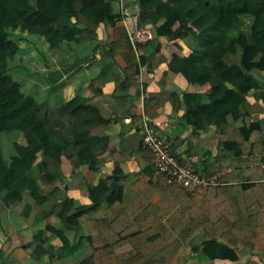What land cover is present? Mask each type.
Masks as SVG:
<instances>
[{
	"label": "trees",
	"instance_id": "1",
	"mask_svg": "<svg viewBox=\"0 0 264 264\" xmlns=\"http://www.w3.org/2000/svg\"><path fill=\"white\" fill-rule=\"evenodd\" d=\"M134 1L138 25L151 32V41L133 43L127 30L115 23L110 37L103 39L101 26L110 23L102 10L114 0H0V136L21 135V141L13 144L10 162L4 158L0 140V202L7 207L62 205L59 218L64 226L47 227L53 237L62 240V253L71 249L66 229L77 228L81 217L96 211L97 219L87 223L85 249L92 264H184L198 245L210 261L240 262L247 255L264 259V117L253 112L249 101L253 98L264 105V82L254 75L264 77V0ZM46 5L68 13L80 8L89 24L50 16ZM18 30L38 39L44 37L51 49L67 42L75 46L93 42V56L86 60L100 54L106 65H112L120 57L126 66L124 75H114L112 81L124 103L130 100L128 91L134 79L142 78V69L146 67L148 75L154 73L149 59L168 44L181 53L187 50V55L170 62L169 69L188 84L210 85L211 92L175 91L174 108L185 106L184 119L194 134L216 127L219 169L232 171L225 173L219 186L190 197L180 188L171 192L165 175L153 164L149 188L158 189L163 200L154 205L147 191L144 197L131 188L130 181L137 174H125L115 164L113 174L102 177L98 185L87 180L81 183L91 204L76 208L67 189L55 185L60 177L50 164L67 159L73 170L87 166L98 171L117 145L113 135L97 134L96 129L106 126L116 130L119 117L105 104L91 103L79 95L54 107L37 98L39 87L30 90L27 81L14 80L13 71L23 75V70L12 64L22 52L21 40L15 36ZM140 53L143 56L139 57ZM56 72L47 79L53 94L58 89ZM166 76L163 72L162 82ZM146 87H142L145 96ZM89 88L94 95L104 93L97 80ZM147 97V115H151L161 103L156 97ZM193 151L190 144L187 156L194 157ZM143 152V156L151 155ZM39 154L43 156L40 162ZM252 167L257 170L247 177L246 170ZM41 179L48 186H43ZM182 193V202L171 203ZM156 212L158 220L153 219ZM192 223L193 228L184 234ZM43 234L35 238L37 253H48L55 262L58 256L43 247ZM127 245L131 250L124 255H104L110 246L121 249ZM82 264H88V259Z\"/></svg>",
	"mask_w": 264,
	"mask_h": 264
},
{
	"label": "crops",
	"instance_id": "2",
	"mask_svg": "<svg viewBox=\"0 0 264 264\" xmlns=\"http://www.w3.org/2000/svg\"><path fill=\"white\" fill-rule=\"evenodd\" d=\"M46 12L53 17H64L81 25H88L85 18V12L77 9L75 13L61 12L52 5H46ZM102 13L108 17L110 25L101 26L103 31V39L107 40L112 33V24L123 27L129 31L133 28L134 22L138 20V5L134 0H114L111 7H106ZM32 44L35 50H40V69L31 73L39 77L37 82L32 75L27 76L31 81H27V89L33 90L34 86L40 88V95L37 91V98L50 101L52 106L63 104L76 95L88 100L91 103H103L118 117L119 127L112 130L109 127L101 126L96 129L97 134L109 133L114 136L117 150L114 151L108 161L102 165L98 171L92 172L87 166L80 170H73L70 162L64 159L61 163L50 164L51 170L55 172L60 179L55 183L62 189H67L68 195L75 200V207L87 206L91 204L90 198L83 189L81 183L87 180L89 184L98 185L104 176L113 174L115 164H119L125 174H137L132 179L131 188L137 189L139 196H143L147 191L148 196H152V204L161 203L162 196L149 188L152 180L153 159L150 154L143 156V138L142 125L144 121H149L158 127V135L169 142L171 148H175L182 158L187 156L186 151L192 144L194 151L193 156L196 158L197 166L200 173L208 175L212 172L220 170V163L216 160L219 152L218 142L214 138L216 127L211 126L207 133L194 134L192 128L186 125L184 114L185 106L180 105L174 108L172 101V93L179 91L180 93H210V85L188 84V82L180 75L169 69V64L173 59H180L187 55L188 51L181 53L172 44L166 45L159 55L149 59L154 67V73L148 75L146 67L142 69V78H135L133 85L128 91L130 100L124 103L120 96L116 93L115 83L112 81L114 75L123 76L125 63L120 57H117L115 63L106 65L97 54L93 59L86 60L93 56V49L96 44L87 42L83 45L75 46L71 43H65L61 48L51 49L49 43L44 37L38 39L32 36ZM81 57L80 61L78 57ZM143 56L141 53L139 57ZM57 71L55 76L58 81V89L50 92L48 84V76L50 73ZM106 75L103 76L102 72ZM166 72L167 76L162 82V73ZM60 73V75H59ZM259 80L264 82V77L254 74ZM35 80V82H34ZM97 80L98 84L104 87V93L101 96L94 95L89 85L92 81ZM147 84V96L156 97L161 103L160 107L147 115V96L142 92L143 85ZM59 96L61 99H58ZM51 98V100H50ZM57 100V102H56ZM252 110L264 117V105L261 102L249 98ZM130 119V123L124 122ZM179 139V140H178ZM21 141V135L17 132L9 133L6 138L8 156L14 154L13 144ZM179 143L180 147L176 144ZM211 153V154H210ZM12 154V155H13ZM11 155V156H12ZM11 156L5 159L10 162ZM43 159L42 154L38 155V162ZM256 168L252 167L246 170V176L251 177ZM43 186H48V182L41 179ZM247 185V184H246ZM152 187V186H151ZM174 191L175 188L170 187ZM185 194V193H184ZM146 195H144L145 197ZM183 193L175 197L172 202L181 201ZM164 199V198H163ZM195 205H199L198 203ZM62 205L52 203L43 207H36L31 203L16 204L7 207L0 202V264H82L88 259V264H92L91 257L88 256L85 249L86 240L89 236L87 227L88 221L97 219V213L94 210L86 213L78 221V227L66 229L67 236L70 240L71 249L62 253L63 242L58 237H53L52 233L47 230L49 226H64L59 214L62 211ZM159 214L153 216L158 220ZM186 229V234L191 228ZM43 234V247L53 255L58 256L57 260L52 261L48 253L38 254V243L36 237ZM204 241V237L201 238ZM131 250L129 245L115 249L113 246L106 248L105 256L115 255L121 256ZM184 264H264V259L256 256L247 255L240 262H231L228 260L210 261L202 253V247L196 246V249L185 257Z\"/></svg>",
	"mask_w": 264,
	"mask_h": 264
},
{
	"label": "built area",
	"instance_id": "3",
	"mask_svg": "<svg viewBox=\"0 0 264 264\" xmlns=\"http://www.w3.org/2000/svg\"><path fill=\"white\" fill-rule=\"evenodd\" d=\"M129 36L133 43H144L153 39L150 31L140 29L137 19L129 31ZM130 121V119L124 120L126 123H130ZM142 138L143 149L151 153L154 168L165 175L168 186L180 188L190 197H195L212 187L219 186L225 173L232 171V169H228L227 172L220 169L204 175L200 173L195 157L187 156L180 161L172 155L169 142L158 135V127L149 121L143 123ZM262 166L264 167V163Z\"/></svg>",
	"mask_w": 264,
	"mask_h": 264
},
{
	"label": "rangeland",
	"instance_id": "4",
	"mask_svg": "<svg viewBox=\"0 0 264 264\" xmlns=\"http://www.w3.org/2000/svg\"><path fill=\"white\" fill-rule=\"evenodd\" d=\"M257 8V7H256ZM255 8V9H256ZM61 12H64V10L58 8ZM27 32V31H26ZM15 36L17 38H20L21 40V51L17 58L15 59L14 62H12V64H14L15 66H18L23 70L21 74H23L22 76L19 75L18 70L16 68V73L13 71L14 75V80L18 81V82H24L26 80L31 81L30 78H28L27 76L30 77V75H32L31 73H33L34 71H37V69H40V65L41 63L39 62L40 60V55L39 53L41 52V49L35 50L33 46H37V44H32L31 42H33V38L32 36H30V33H22L20 30L15 32ZM37 48L39 49V47L37 46ZM25 70V71H24ZM18 74V75H17ZM31 77H33L37 82H39V77L36 76V74L32 75ZM34 80V82H35ZM37 87V86H36ZM30 91V90H29ZM34 90L33 92L35 93ZM24 93L27 94L28 92L25 91V87H24ZM58 99H61V97L59 96ZM51 100V98H50ZM57 102V100H56ZM51 103V102H50ZM9 134H1L0 136V140H1V144H2V150H3V155L5 159H8L12 154H13V149H12V154L10 156H8V149H7V142H6V138L8 137Z\"/></svg>",
	"mask_w": 264,
	"mask_h": 264
},
{
	"label": "water",
	"instance_id": "5",
	"mask_svg": "<svg viewBox=\"0 0 264 264\" xmlns=\"http://www.w3.org/2000/svg\"><path fill=\"white\" fill-rule=\"evenodd\" d=\"M176 146L177 147H180V144L177 143ZM171 153H172L173 156L177 157L180 161L183 160V158L180 156V154L178 153V151L175 150V148H171Z\"/></svg>",
	"mask_w": 264,
	"mask_h": 264
}]
</instances>
